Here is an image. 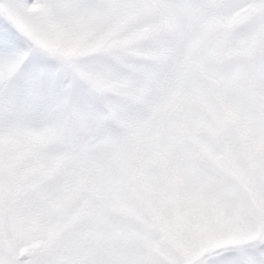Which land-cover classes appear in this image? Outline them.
I'll use <instances>...</instances> for the list:
<instances>
[{
    "label": "snow or ice",
    "instance_id": "1",
    "mask_svg": "<svg viewBox=\"0 0 264 264\" xmlns=\"http://www.w3.org/2000/svg\"><path fill=\"white\" fill-rule=\"evenodd\" d=\"M0 264H264V0H0Z\"/></svg>",
    "mask_w": 264,
    "mask_h": 264
}]
</instances>
